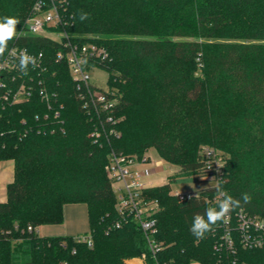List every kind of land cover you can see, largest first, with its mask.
Instances as JSON below:
<instances>
[{
	"label": "trees",
	"instance_id": "obj_1",
	"mask_svg": "<svg viewBox=\"0 0 264 264\" xmlns=\"http://www.w3.org/2000/svg\"><path fill=\"white\" fill-rule=\"evenodd\" d=\"M35 1L0 0V17L20 21L8 51L43 53L27 75L18 70L14 81L0 84V161H14V180L0 201V264H128L144 252L153 264L139 224L128 219L115 226L117 198L105 170L111 149L142 159L151 147L178 166L168 183L146 189L158 202L156 259L264 264V247L222 243L225 220L204 239L190 231L195 215L218 205L215 187L171 193L179 178H208L240 200L229 213L233 230L239 212L264 218V0H61L71 41L94 42L109 53L102 67L122 119L115 126L119 136L98 141L67 63L56 59L61 43L23 34ZM81 10L90 14L84 22ZM5 78L0 73V83ZM21 83L33 86L32 97L5 101L9 85ZM230 123L232 131L225 128ZM204 147L220 150L208 157L199 151ZM68 203L87 205L90 230L81 235L91 237V246L81 235L27 229L62 223Z\"/></svg>",
	"mask_w": 264,
	"mask_h": 264
},
{
	"label": "built area",
	"instance_id": "obj_2",
	"mask_svg": "<svg viewBox=\"0 0 264 264\" xmlns=\"http://www.w3.org/2000/svg\"><path fill=\"white\" fill-rule=\"evenodd\" d=\"M61 0H36L28 15L23 34H40L51 37L61 43V47L57 52L56 59L65 61L70 70L73 79L77 97L82 101L84 108L88 111L93 121V130L91 136L95 141L101 140L111 135L119 136L116 130V124L122 118L116 117L114 111L118 105V99L114 95V91L107 87L101 86L93 82L92 72L104 70L102 67L109 57L108 51L101 45L94 42H72L68 33L64 30L65 19L60 9ZM27 48L12 47L9 49L5 57L0 59V73L6 74L3 82L0 84L7 86V80L14 81L16 79L15 71H18V56L21 51ZM30 55L38 58V66L42 60L39 59L41 52L38 54L27 49ZM14 52V55L10 53ZM87 60L86 64L82 61ZM105 71V70H104ZM96 77V76H95ZM97 78V77H96ZM34 93L33 86L24 83L10 86L3 95L5 101L16 103L29 100ZM43 98L50 102V96L45 88L40 90ZM202 154L208 157L216 155V150L210 147ZM150 158L144 156L142 159H136L126 156L122 153L111 149L109 160L105 165V170L112 182V188L116 194V208L120 215V220L115 226H120L123 221L128 219L135 220L146 237L148 242L153 264L161 263L156 259V252L160 249L158 243L154 239L157 232L156 211L158 210V202L150 197L146 189L147 186L143 180L144 171L135 168V165L149 162ZM157 168L161 169L163 162L156 160L154 162ZM221 157L217 156V165H222ZM175 194H178L176 192ZM229 215L225 218V234L223 242L228 248H232L235 240L241 241L245 248L254 249L264 247V218L250 217L243 212L238 213V224L233 230L229 223ZM29 231H37L31 225L27 226ZM78 240H87L88 245H92L90 236L81 235ZM221 243L216 244V248ZM128 264H150L147 253H142L137 257L127 259Z\"/></svg>",
	"mask_w": 264,
	"mask_h": 264
},
{
	"label": "clouds",
	"instance_id": "obj_3",
	"mask_svg": "<svg viewBox=\"0 0 264 264\" xmlns=\"http://www.w3.org/2000/svg\"><path fill=\"white\" fill-rule=\"evenodd\" d=\"M89 18V13L84 12L83 10L80 11L79 20L81 22H84ZM19 23L20 21L16 17H0V59H2L6 51H8L9 41L17 37V25ZM14 54V52L10 53V55ZM42 58L43 53L39 56V59L42 60ZM18 60L19 71L24 75L28 74L29 66L33 69L38 67V58L30 55L27 49H24L19 53ZM82 63L86 64L87 60L82 61ZM219 166L223 167V165ZM210 187H215V191L220 197V200L216 207H209L205 210L203 215L197 214L192 218L190 231L197 239H204L208 233H211L214 230V226L219 222L224 221L229 213L240 206V200L235 199L223 190L220 182H217L214 186L211 183ZM241 199L247 203L251 198L248 193H243Z\"/></svg>",
	"mask_w": 264,
	"mask_h": 264
},
{
	"label": "rangeland",
	"instance_id": "obj_4",
	"mask_svg": "<svg viewBox=\"0 0 264 264\" xmlns=\"http://www.w3.org/2000/svg\"><path fill=\"white\" fill-rule=\"evenodd\" d=\"M92 78H93L94 83L99 84V85L104 86V87H107L108 89L111 90V88L107 82V72L106 71L98 70V71L92 72ZM112 91H114V90H112ZM233 126H234V124L230 123V124H226L225 128L229 131H232ZM210 148L214 149V150L218 149L215 147H210ZM206 150L207 149L201 148L199 151L202 153L203 151L205 152ZM218 150H220V149H218ZM143 156L149 157L150 161L146 162L144 164L135 165V168L147 170V173L144 174V177H143V180L147 186H158V185L168 183L169 182V176L171 174H173L178 169L177 165L169 163L166 160H164L158 154L157 150L153 147L147 148L144 151ZM156 160H161L163 162V165L161 166L162 170H159L160 168H157L155 166L154 162ZM7 166H8V168H12V165L10 162H8V163L5 162L3 164H0V167H3L5 169H8ZM211 183L213 185L215 182L211 179H208V178H202L200 180H195L193 178H179L177 181L171 182V193L178 192V193L197 194V193H199V191L202 188L210 186ZM1 195H2V190H0V196ZM76 204H78V203H76ZM81 205H82V203H81ZM84 220H85L84 229H82L80 231L83 233L86 231L89 232V227H88V223L86 222L85 214H84ZM131 258H133V257H131ZM191 264H202V263H200L199 261H194Z\"/></svg>",
	"mask_w": 264,
	"mask_h": 264
},
{
	"label": "crops",
	"instance_id": "obj_5",
	"mask_svg": "<svg viewBox=\"0 0 264 264\" xmlns=\"http://www.w3.org/2000/svg\"><path fill=\"white\" fill-rule=\"evenodd\" d=\"M5 162H10L12 168L5 169L0 167V190H2V195L0 196V201H5L6 187L7 184L14 180V161L13 160H2L0 164ZM143 170V169H142ZM144 174L147 170H143ZM84 214L86 216V222L90 230L88 207L85 203H68L64 206V221L60 224H46L37 227V232L42 236H77L83 234L80 232L84 229ZM72 226V227H71ZM82 226V227H81ZM87 232V231H86ZM84 232V233H86Z\"/></svg>",
	"mask_w": 264,
	"mask_h": 264
}]
</instances>
